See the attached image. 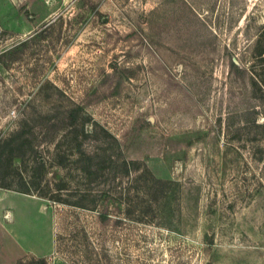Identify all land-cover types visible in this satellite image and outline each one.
Listing matches in <instances>:
<instances>
[{
  "label": "rangeland",
  "instance_id": "obj_1",
  "mask_svg": "<svg viewBox=\"0 0 264 264\" xmlns=\"http://www.w3.org/2000/svg\"><path fill=\"white\" fill-rule=\"evenodd\" d=\"M12 192L15 264H264V0H0Z\"/></svg>",
  "mask_w": 264,
  "mask_h": 264
},
{
  "label": "crops",
  "instance_id": "obj_2",
  "mask_svg": "<svg viewBox=\"0 0 264 264\" xmlns=\"http://www.w3.org/2000/svg\"><path fill=\"white\" fill-rule=\"evenodd\" d=\"M0 264H15L28 254L49 251L51 226L38 197L0 193Z\"/></svg>",
  "mask_w": 264,
  "mask_h": 264
}]
</instances>
